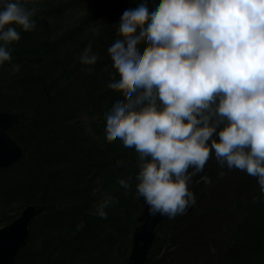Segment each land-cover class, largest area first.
I'll return each instance as SVG.
<instances>
[{
    "label": "trees",
    "instance_id": "trees-1",
    "mask_svg": "<svg viewBox=\"0 0 264 264\" xmlns=\"http://www.w3.org/2000/svg\"><path fill=\"white\" fill-rule=\"evenodd\" d=\"M27 1L20 0L23 5ZM83 3L85 0L79 1L80 6ZM90 4L91 11L80 16L76 26L66 22L47 34H37V26L30 32L20 30V40L9 44L8 49L13 53L21 44L46 42L70 28L61 41L68 49L69 39L82 35V25L98 19L101 28L91 35L106 30L108 39L96 48L97 37L91 41L85 38L86 48L91 45L99 57L95 65H83L72 56L58 61V56L41 48L32 49V54L25 51L27 55L12 56L10 62L0 65V110L26 112L9 132L23 149V156L13 166L0 169V176H5L0 179V215H9L11 221L29 203L55 206L31 223L27 244L15 264H105L119 245L126 251L131 246L130 236H125L136 226V215L141 211L135 181L128 189L119 186L115 190L113 204L105 209L109 213L106 218L96 213L95 219L90 213L97 205V188L99 191L105 183L134 179L136 174L131 173L137 171L138 153L123 143H110L105 150L108 141L101 145L105 151L96 154H79L75 146L84 140L88 144L83 120L99 118L117 98L118 92L108 88L113 76L119 77L107 50L118 38H109L117 34L123 12L138 3L90 0ZM29 55L39 61L33 62ZM13 64L20 65L19 72L12 71ZM62 99L65 102L60 103ZM67 102L69 108L62 113ZM190 183L195 204L157 225L145 264H264V197L257 179L241 170L222 167L213 153ZM122 195H129L127 213L112 212V207L115 210L120 205ZM64 232H72V238L67 240ZM125 253L120 264L126 263Z\"/></svg>",
    "mask_w": 264,
    "mask_h": 264
},
{
    "label": "clouds",
    "instance_id": "clouds-1",
    "mask_svg": "<svg viewBox=\"0 0 264 264\" xmlns=\"http://www.w3.org/2000/svg\"><path fill=\"white\" fill-rule=\"evenodd\" d=\"M34 14L20 0L0 9V65L21 38L12 25L30 32ZM117 35L107 51L119 78L108 88L122 99L106 113V139L138 153L135 190L148 214L175 218L195 204L189 184L213 153L255 177L264 197V0H159L151 11L140 3L123 12ZM98 59L91 45L79 57ZM113 202L107 196L96 213L106 218Z\"/></svg>",
    "mask_w": 264,
    "mask_h": 264
},
{
    "label": "rangeland",
    "instance_id": "rangeland-1",
    "mask_svg": "<svg viewBox=\"0 0 264 264\" xmlns=\"http://www.w3.org/2000/svg\"><path fill=\"white\" fill-rule=\"evenodd\" d=\"M79 1L80 0H28L24 6L28 10L35 9V14L33 15L32 19L36 22V26H37V28L35 27L36 33L37 34H47L50 32V29L52 27L56 28L59 24L65 25L66 22L74 23L76 26L79 22V21H77L78 18L80 16L84 15L85 12L91 11L92 5L90 4V0H85V3H83L84 4L83 6L82 5L80 6ZM6 2L4 0H0V9L3 8V6ZM12 2H14V1H12ZM61 11H64V12L62 13ZM93 11H100V10L93 8ZM97 22L98 21H96V20H91V22H88L86 26L82 25V27L80 28V33H82V28H86V30L89 31V33H92L94 30V27L97 25ZM12 27H15L18 32L20 30H22V28L18 25H12ZM69 29L70 28L63 29L61 32H59L60 34L58 36L53 37V39H47V41L43 42V43L36 40V42H33V43H26V44H21L19 46H16V47H14L15 50L13 53H12V51H10L11 56L15 57L16 55H27V53L25 51H28V54H32V52H35L32 49L41 48V49H46L50 54L58 56L59 58L56 59L58 61L65 60L68 57L72 56V57H75L76 61L80 62L79 57L81 56V54L84 52V50L86 48L87 44H86L85 38H87V37H84L82 35H78L74 39H69V41H70L68 43L69 46H68V49H66L61 45V41L63 40L62 39L63 36L67 35L69 33V31H70ZM64 39H66V38L64 37ZM0 43H2V42H0ZM36 54H38V53L36 52ZM28 57H30L33 60L31 55H29ZM24 60H26V59L24 58ZM37 61H39V60H33V62H37ZM59 72L60 71H57V73H59ZM116 94H117V98L115 95L116 100H114V102L112 103V105L110 107L108 106L109 108L107 107L108 109L106 108L107 110H104V114L102 116H100L99 118L98 117H91V118H87V119L83 120V121H85L84 128H86L88 130L87 133L89 134V137L88 136L85 137V138H87V143H88L87 145H91L92 143H98L99 141H102V143L107 141L106 132H105V129H106V113H108L111 110L113 104L117 100L122 99L121 93L118 92ZM21 114L23 116H25L26 112H21ZM85 141L86 140H84V144H85ZM138 172H139V167L137 168L136 172L131 173V174L135 173L136 176L134 177V179H129L127 181L129 184L132 181H135L134 186H136V184L138 183V181L136 179ZM4 178H5V176H3V175L0 176V179L3 180ZM106 184L111 185L112 183L109 182V183L103 184L101 189L95 194V198L97 200V205H95L93 207V209H92L93 212L90 213V216H96L95 219H98V216L96 214L97 206L107 197V194L105 195L106 191H108L110 194H113V192L111 191L112 187L107 188L105 186ZM119 186H120L119 183L113 184L114 189H117ZM97 189H99V188H97ZM192 192H193V190H192ZM135 194H136V190H135ZM122 196H124V195H122ZM128 196L129 195L124 196L120 205L116 206L115 210H113L114 207H112L111 211L114 213L115 212L127 213ZM20 211H19V213H20ZM107 214H109V213H107ZM7 217H9V215H3V214L0 215V228L9 223L10 220ZM122 219H123V221H126L125 217H123ZM103 220H105V219H103ZM63 235L66 236L67 240H69L73 236L72 232H70L69 234L64 232ZM129 236H131V232H129L125 236V239L128 238ZM129 250H130V248H129ZM129 250L126 251V249H123L119 245L117 248V251L112 256L111 261L109 263H105V264H120L121 257L124 255L125 252H126L125 255L128 256Z\"/></svg>",
    "mask_w": 264,
    "mask_h": 264
},
{
    "label": "water",
    "instance_id": "water-1",
    "mask_svg": "<svg viewBox=\"0 0 264 264\" xmlns=\"http://www.w3.org/2000/svg\"><path fill=\"white\" fill-rule=\"evenodd\" d=\"M20 122V114L0 111V169L16 164L23 155V149L8 134L9 130ZM141 211L136 217L137 225L131 236V248L125 264H145L148 253L156 237L157 225L166 216L148 214L147 206L136 193ZM48 206L29 204L10 223L0 228V264H15L25 247L34 218Z\"/></svg>",
    "mask_w": 264,
    "mask_h": 264
},
{
    "label": "bare ground",
    "instance_id": "bare-ground-1",
    "mask_svg": "<svg viewBox=\"0 0 264 264\" xmlns=\"http://www.w3.org/2000/svg\"><path fill=\"white\" fill-rule=\"evenodd\" d=\"M134 2L135 3H138V4H140L141 2H139V0H134ZM158 2H159V0H148V3H146L147 5H148V7H149V10L151 11V10H154V8H155V6L158 4ZM143 3V2H142ZM96 21H98L97 22V25L94 27V30H93V32L95 31V32H98L99 31V27L101 28V26H100V23H99V20L97 19ZM97 30V31H96ZM106 30H103V32L101 33V34H99V35H97V34H95V35H91V33H89V31H87L86 30V28H82V35H84V37H87V39L88 40H95V37H97L96 38V48H100V46L101 45H103V43H104V41H105V39H108L107 37L108 36H106ZM115 37H110L109 39L111 40V39H113V38H119L118 37V35L116 34V35H114ZM59 99V98H58ZM63 102H65V101H63V99L61 100V102L60 103H63ZM68 108H69V103L67 102L66 104H64L63 105V107H62V113L64 112V111H66V110H68ZM111 144L112 145H115V144H122V142L119 140V139H117V140H115V141H113V142H111ZM101 145H102V141H99L98 143H94V144H91V145H89V146H87V145H85L83 142H80V143H78L76 146H75V151L77 152V153H82V152H86V151H88V152H94V154H96V153H100V152H103V151H105V150H107L109 147H110V143H106L105 144V150L104 149H102L101 148ZM131 150V149H130ZM132 151V150H131ZM205 165H207V163L205 164ZM192 171H193V169H191ZM207 174V173H206ZM205 174V175H206ZM107 188H109V187H112V192L114 193L115 192V190L116 189H114L113 188V184H106L105 185ZM193 185H192V183H190L189 184V190L190 191H192L193 190ZM96 192H98V190L96 189L95 190ZM106 193H107V196H113L112 194H110L108 191H106ZM136 200H137V197H136ZM3 202L5 201L4 199L2 200ZM2 202V203H3ZM29 204H32V205H36V206H48V207H50L49 209H46V210H44L43 212H41V213H39L34 219H36L39 215H41V214H43L44 212H46V211H49V210H51V209H53L55 206H53V205H51V204H36V203H29ZM29 204H27V205H29ZM27 205H25L24 206V208L27 206ZM231 209H233V206H232V208ZM231 209H229L228 210V214H229V211L231 210ZM23 210V209H22ZM21 210V211H22ZM20 211V212H21ZM20 214V213H19ZM18 214V215H19ZM231 214V213H230ZM17 215V216H18ZM16 216V217H17ZM15 217V218H16ZM167 217V216H166ZM14 218V219H15ZM13 219V220H14ZM12 220V221H13ZM11 222V221H10ZM132 232L133 231H131V236H132ZM131 236H130V239H131ZM155 240V239H154ZM261 245H262V250H263V254H264V236H263V238H262V242H261ZM149 254V253H148ZM148 257V256H147ZM16 262V261H15Z\"/></svg>",
    "mask_w": 264,
    "mask_h": 264
}]
</instances>
